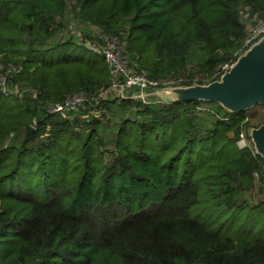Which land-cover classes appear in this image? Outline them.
<instances>
[{
    "label": "trees",
    "instance_id": "16d2710c",
    "mask_svg": "<svg viewBox=\"0 0 264 264\" xmlns=\"http://www.w3.org/2000/svg\"><path fill=\"white\" fill-rule=\"evenodd\" d=\"M71 11L99 47L56 37ZM245 15L264 20V0H0V264H264V198L245 196L264 195V157L238 144L247 109L101 95L104 35L159 81L200 46L207 83L247 48ZM80 91L95 97L50 109ZM114 103L135 115L101 134Z\"/></svg>",
    "mask_w": 264,
    "mask_h": 264
},
{
    "label": "water",
    "instance_id": "95a60500",
    "mask_svg": "<svg viewBox=\"0 0 264 264\" xmlns=\"http://www.w3.org/2000/svg\"><path fill=\"white\" fill-rule=\"evenodd\" d=\"M162 92L168 100H214L230 111L264 104V35L240 53L219 78L207 83L169 85ZM250 136L255 150L264 157V122L252 127Z\"/></svg>",
    "mask_w": 264,
    "mask_h": 264
},
{
    "label": "rangeland",
    "instance_id": "374dc122",
    "mask_svg": "<svg viewBox=\"0 0 264 264\" xmlns=\"http://www.w3.org/2000/svg\"><path fill=\"white\" fill-rule=\"evenodd\" d=\"M68 19L65 20V24L63 27H61L58 35L56 36L57 38H61V39H66L69 37H73V39L75 41H79V42H84L88 43L90 45L94 44V42L91 41H95V45H97L98 47L100 46L98 41L99 38V30L98 28L91 24L88 23L84 20H82L81 18H79L77 15L74 14L73 11H71L70 15L68 14ZM244 20L246 22V24L248 25V28H253V23L252 21H250L246 15L244 16ZM90 36V37H89ZM93 39V40H91ZM206 53L204 51H202L200 49V46H194L190 53L188 54V62H189V68L185 71V73L183 74H179L178 77L173 78L174 82L176 84H172V86H177V85H186L181 82L180 78H184L187 73L192 72L194 73V83H196L200 78H202L204 76L203 72L199 71L198 68L196 67V64H198L199 62L203 61L206 58ZM194 71V72H193ZM173 82V83H174ZM166 87V86H164ZM163 89V85L158 89H148L146 91V93L143 96H136L137 91L136 90H132V89H126L123 93V97H134L136 99H141L144 102H148V103H152V104H161L164 103L166 101L165 95L162 92ZM163 93V94H162ZM136 94V95H135ZM109 97L110 98H114L117 95H119V93L115 90L109 92ZM135 95V96H134ZM113 109H117L116 112H113L111 114H109V119L108 118H103L102 121L100 122L98 129L101 132V134H111L113 133V130H115V121L119 120L121 117L125 116H134L135 115V107L134 108H122L121 106L119 107V105L117 103L113 104ZM202 111L203 110H210L208 113H201L202 118L204 119L205 123H209L212 121V115H210V112H214V111H218L217 107L213 104L211 105H203L201 106ZM245 118L250 122V125L248 126V130H243V136L239 138L238 140V144L240 146H251L254 148V143L252 141V138H249L248 135H250V129L252 127H254L256 124L261 122H264V104L260 103V104H256L254 105L252 108L247 109V112H245ZM108 119V120H107ZM251 137V136H250ZM110 156L111 153H106V158L107 160H110ZM256 184L258 186L261 185V182L257 179ZM246 198L252 200V201H256L257 199H263L264 195L263 193L259 192V189H254L251 192H247L245 193Z\"/></svg>",
    "mask_w": 264,
    "mask_h": 264
},
{
    "label": "built area",
    "instance_id": "2783aa9c",
    "mask_svg": "<svg viewBox=\"0 0 264 264\" xmlns=\"http://www.w3.org/2000/svg\"><path fill=\"white\" fill-rule=\"evenodd\" d=\"M263 35L264 20H261L251 29L249 35L244 40L243 47L248 48ZM103 38L105 40V43L102 47V52L105 54L106 60L108 61L112 80L110 86L107 89L103 90L101 92V95H105L115 90L116 93H119V95L125 96L123 95L124 91L126 89H132L137 91V95L135 94L136 96H143L148 89L158 90L162 86V84H164V86L173 84L174 80L172 79L159 81L157 79L149 77L145 72L136 70L131 65L129 56L126 53L124 43L121 42L117 35L106 34L103 36ZM231 64H225L223 66L222 73L227 70L231 66ZM0 83L2 85H5V75H0ZM93 97L95 96L90 95L85 91H80L68 97L65 103H55L51 105L50 109L55 111L63 110L66 107L82 105L84 104V102ZM242 136L243 133H241V137Z\"/></svg>",
    "mask_w": 264,
    "mask_h": 264
}]
</instances>
